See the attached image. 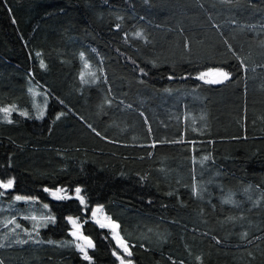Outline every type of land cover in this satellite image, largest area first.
Masks as SVG:
<instances>
[{"label":"trees","instance_id":"1","mask_svg":"<svg viewBox=\"0 0 264 264\" xmlns=\"http://www.w3.org/2000/svg\"><path fill=\"white\" fill-rule=\"evenodd\" d=\"M213 68L231 79H198ZM13 105L31 118L0 117V181L15 180L0 189L2 264H119L97 206L133 264H264V206L218 197L264 192V0H0V107ZM58 187L86 204L44 191ZM49 213L38 236L22 231ZM69 216L91 262L64 246Z\"/></svg>","mask_w":264,"mask_h":264},{"label":"snow or ice","instance_id":"2","mask_svg":"<svg viewBox=\"0 0 264 264\" xmlns=\"http://www.w3.org/2000/svg\"><path fill=\"white\" fill-rule=\"evenodd\" d=\"M117 27H119V25H117ZM136 37L137 38H143L142 33H136ZM227 43V42H226ZM185 47H188V45L186 44ZM229 49H231V45H228ZM235 54V53H234ZM37 55H40L39 53ZM80 59L82 61H85V57L84 54L81 53L80 54ZM237 59L240 60L239 56H237ZM240 64L243 67L244 62L243 60H240ZM40 67L41 68H45L46 65L44 64L43 60L40 61ZM84 67L85 68H89L90 65L87 63V61H85L84 63ZM141 72H143V69H140ZM146 75V73H144ZM91 75L93 76V83L95 82V79H97L96 74L95 73H91ZM171 78V77H170ZM80 79L82 82L84 83H88L89 81L84 79V75L83 73H81L80 75ZM198 79L204 81V83L206 84H223L226 81L231 79V74L228 71H225L223 68H214V69H210L207 72H202ZM29 91H32L31 89ZM46 104V101H45ZM130 107V106H129ZM14 111H19L15 105L11 106V107H4V108H0V112H2L4 114V122L7 123H13V120L10 118L12 112ZM19 115L20 116H24V117H28L31 118L29 115L28 111H19ZM63 115V114H61ZM44 116V111L42 109H39V114L35 117L36 119H43ZM60 117L58 116L57 119H59ZM201 119L203 120L204 117H201ZM89 127H91V125H89ZM193 131H197V129L193 128ZM93 131H95V129H93ZM149 131H151V129L149 128ZM97 135H99V133H97ZM173 143H180L183 142L181 141H172ZM163 143V141L161 142ZM191 143H195V142H191ZM156 146V142L153 141L151 147H155ZM149 155H151V153H149ZM204 160H208L209 157L205 156L203 158ZM15 184V180L14 179H8L6 182L5 181H0V189H11ZM44 191L46 193H48L54 200L57 201H63V200H70V199H77L79 200V202L81 204H86L85 198L81 195L82 189L79 187H76L74 189L75 192V197L68 195L67 194V189L63 188V187H58L55 190L50 189V188H45ZM193 194L194 195H199V191L196 188H193ZM0 195H3V192H0ZM34 197H27V196H16L15 200L16 201H26V202H35ZM233 201H231V199L225 200L224 203H232ZM44 209L48 208L47 204L43 205ZM103 213V206H97L92 212H91V216L94 218L95 223L99 225L100 228H106L110 230V235L112 237L113 240H115V247L113 249L112 255L116 257V259L119 261V264H133V261L131 259H129L133 253L131 251V248L129 246V244L127 243V241L124 239L123 236H121L119 229H120V225L114 221L110 216L107 215H103V216H99L98 214H102ZM24 219H28L30 221H32V229L31 231H29L28 229L24 228L22 229V231L26 232L28 234V236L31 238L32 237V233L35 232L36 235H39V228L41 227H47L49 223L55 224L56 223V217L52 214H47L44 216H41L39 218H37L36 216H26L24 217ZM67 221L68 223L72 226V231L70 233V235L74 238L73 241L66 243L64 246H71L74 247L76 250H78L82 256L83 259L86 261L91 262L92 261V257L88 254V250L89 249H94L95 248V244L93 243V241L83 235L81 229H82V224L79 222V218H73L71 216L67 217ZM84 223H87V221H84ZM14 225V227L10 230L11 233H15L16 229L21 228V225L16 223V221L13 220H8L4 222V227H8V225ZM247 234L245 233V236ZM37 243L41 242V241H35ZM219 242V241H217ZM17 243L20 244H26L28 243V240H19L17 241ZM49 243H53L51 241H49ZM4 244H0V248L4 247ZM118 250H122L118 251ZM128 257V258H126ZM197 260H199L202 264V258L201 257H197ZM0 264H2V262H0ZM181 264H183V262H181Z\"/></svg>","mask_w":264,"mask_h":264},{"label":"crops","instance_id":"3","mask_svg":"<svg viewBox=\"0 0 264 264\" xmlns=\"http://www.w3.org/2000/svg\"><path fill=\"white\" fill-rule=\"evenodd\" d=\"M0 117H4L3 113H0ZM220 197V203L225 206H229L232 209L239 208L240 198L248 199V206L251 205L253 209H258L264 206V192H224ZM231 199L232 203H224L225 200ZM252 200V202H251Z\"/></svg>","mask_w":264,"mask_h":264},{"label":"rangeland","instance_id":"4","mask_svg":"<svg viewBox=\"0 0 264 264\" xmlns=\"http://www.w3.org/2000/svg\"><path fill=\"white\" fill-rule=\"evenodd\" d=\"M214 69V68H213ZM207 71H209V70H207ZM207 71H205V72H207ZM89 73V72H88ZM88 73H87V77H88ZM43 92H40L39 90H36L35 91V93H34V95H35V98H36V102L37 103H35V109H36V112H38L39 113V109H42L43 111H44V115L46 114V109H47V104H45V102H42L41 101V98L40 97H42L43 95ZM1 108V107H0ZM4 108V107H3ZM18 109V108H17ZM19 110V109H18ZM20 111V110H19ZM1 113V112H0ZM13 113V112H12ZM3 116H4V114H3ZM99 216H103V215H107L106 214V212L104 211V209H103V213L102 214H98ZM108 216V215H107ZM73 218H76V217H73ZM94 219V218H93ZM79 222H80V220H79ZM81 231H82V233H83V230L81 229ZM83 235H84V233H83Z\"/></svg>","mask_w":264,"mask_h":264}]
</instances>
